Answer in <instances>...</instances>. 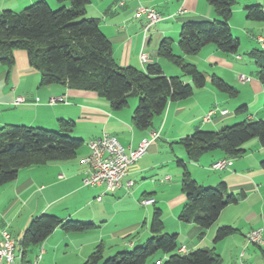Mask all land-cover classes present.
I'll use <instances>...</instances> for the list:
<instances>
[{"label": "crops", "instance_id": "crops-1", "mask_svg": "<svg viewBox=\"0 0 264 264\" xmlns=\"http://www.w3.org/2000/svg\"><path fill=\"white\" fill-rule=\"evenodd\" d=\"M37 1L47 2L51 9L60 6L56 0H0V14L19 13ZM118 2L89 0L86 7L87 18L99 21L117 65L144 71L148 64L157 63L165 76L181 77L178 67L157 54L158 45L170 40L173 53L204 74L205 85L194 89L189 98L169 103L163 115L154 119L152 128L136 130L131 121L136 98H129L125 108L114 111L96 93L66 85L40 86V75L29 66L26 54L14 51L15 62L10 69L0 63V128L18 125L57 130L59 120L73 121L71 137L81 140L83 145L75 158L21 169L13 182L0 187V233L6 231L17 242L30 220L42 214L92 224L95 228L85 233L66 234L55 229L41 245L27 250L28 264H82L98 245H102L103 251L108 245L112 254L142 244L151 236L152 208H157L163 231L177 236L183 255L196 249H214L222 264H236L239 260L244 264H264V245L255 246L246 240L248 232L264 227V171L260 167L264 146L252 140L244 145L245 153L241 157L230 159L229 167L215 170L214 164L226 159L222 152L207 153L197 162H190L185 150L177 144L196 131H219L243 120L264 119V85L253 79L256 68L248 56L255 51L264 53V24L246 18L248 6H258L264 12V0H235L228 23L232 36L239 41L237 55L222 53L212 45L203 47L196 55L209 64L206 65L209 70H219L211 75L201 70L199 59L182 54L177 46L184 22L217 19L206 0H129L123 6H118ZM139 7L153 8L162 18L148 29L147 37H144L145 20L134 18ZM142 50L148 59L144 65L139 61ZM213 75L222 80L232 79V86L236 82L237 97L229 98L216 90L210 84ZM239 76L249 81L240 83ZM182 80L190 84L189 78ZM53 97H62L64 101L49 104ZM18 98L23 102L15 104ZM242 105L246 106V113L237 114L236 109ZM212 110L215 113L205 122L204 117ZM222 110L228 114L221 116ZM153 131L158 132V138L129 168L118 190L107 193L103 185H83L89 167L82 160L89 155V141L107 133L116 137L123 147L135 149ZM178 161L186 164L190 177L198 185L215 188L223 183L227 194L237 198L202 234L194 224L178 220L186 201L181 192L182 171ZM98 197H101L99 201ZM143 200L153 203L142 205ZM128 211L129 219L113 223L119 213ZM223 226L237 232L215 244V233ZM262 235L264 238V228ZM20 256L21 250L17 248V264H21Z\"/></svg>", "mask_w": 264, "mask_h": 264}, {"label": "trees", "instance_id": "trees-1", "mask_svg": "<svg viewBox=\"0 0 264 264\" xmlns=\"http://www.w3.org/2000/svg\"><path fill=\"white\" fill-rule=\"evenodd\" d=\"M206 1L217 19L184 22L179 30V51L194 56L203 47L212 45L222 53L237 55L239 41L232 36L228 23L235 0ZM56 2L60 5L56 10L45 1H37L19 13L4 11L0 14L1 64L10 69L15 62L14 51H23L29 66L40 75V86L66 85L70 89L96 93L114 111L125 108L129 98H136L138 102L131 119L136 130L152 128L154 119L163 115L169 103L187 99L194 89L205 85L204 74L175 55L170 40L158 45L157 54L178 67L181 77L165 76L157 63L148 64L144 71L120 67L112 57L111 44L102 33L99 21L86 16L89 0ZM246 18L264 24V12L258 6H248ZM248 56L256 68L257 80L264 85V53L255 51ZM182 77H188L190 84L184 83ZM210 84L229 98L237 96L233 87L214 75L210 77ZM262 109L264 113V103ZM235 112L245 114L246 106H239ZM74 126L73 121L59 120L57 130L18 125L1 127L0 187L13 182L21 169L75 158L83 143L71 137ZM252 140L264 146V119L243 120L219 131H196L177 144L185 150L190 162H197L202 155L214 151L222 152L226 159L241 157L245 153L244 145ZM177 164L182 171L181 192L186 200L178 220L194 224L202 234L237 198L227 194L223 183L215 188L198 185L190 177L186 164L182 161ZM260 167L264 171V159ZM94 228L92 224L63 221L49 214L33 217L17 241L20 262L28 264L27 250L41 245L55 229L69 234ZM163 230L161 212L153 208L149 223L151 236L144 243L106 259H103L102 245H98L83 264H147L157 252L168 255L167 260H155L159 264H222L214 249H196L183 255L179 252L177 236ZM236 232L229 226L220 227L213 242L216 244Z\"/></svg>", "mask_w": 264, "mask_h": 264}, {"label": "built area", "instance_id": "built-area-1", "mask_svg": "<svg viewBox=\"0 0 264 264\" xmlns=\"http://www.w3.org/2000/svg\"><path fill=\"white\" fill-rule=\"evenodd\" d=\"M129 0H119L118 6H123ZM135 19H144L146 25L144 27V37H147L148 29L158 23L162 18L161 15L153 8L139 7L134 13ZM263 44V41L260 40ZM264 47V45H263ZM144 50V49H143ZM139 53V61L141 64H147L148 59L144 51ZM239 58V57H238ZM249 79L245 76H239V81L244 83ZM62 97H53L49 100V104L63 102ZM23 99L18 98L15 104L22 103ZM215 111H209L204 117V121H209ZM221 116L228 114L227 110L219 112ZM159 134L156 131L150 132L148 138H144L135 149H127L123 147L116 137L104 133L98 139L89 141L87 146L89 155L82 160V163L89 167L88 177L83 180L84 186H100L103 185L105 192L113 193L122 186V180L126 176L129 168L141 159L147 152L150 144L158 138ZM231 165L230 159H224L214 164L213 169L223 170ZM128 187L130 184L127 185ZM101 197H98L99 201ZM152 200L141 201L142 205L152 204ZM264 228V227H263ZM263 228L251 230L246 235V240L249 244L255 246H263ZM179 252H183L180 249ZM17 242L7 233H0V263L17 264ZM242 256V253L240 257ZM41 255L38 257L40 259ZM159 264V262H156ZM236 264H244L239 260Z\"/></svg>", "mask_w": 264, "mask_h": 264}, {"label": "rangeland", "instance_id": "rangeland-1", "mask_svg": "<svg viewBox=\"0 0 264 264\" xmlns=\"http://www.w3.org/2000/svg\"><path fill=\"white\" fill-rule=\"evenodd\" d=\"M59 8V7H58ZM58 8H56V9H58ZM56 9H53V10H56ZM193 57H196V60L197 59H199L198 60V63L201 65H199L200 66V68H201V70H203V71H206V72H209V74L211 75V74H213L214 72H218L219 70L217 69V70H215V71H213V70H209L208 69V67H206V65H209L208 63H205L204 62V60H202V58L201 57H197L196 55H194ZM203 62V63H202ZM204 64V65H203ZM219 68V67H218ZM209 70V71H208ZM221 72V71H220ZM186 78H188V77H186ZM221 79V78H220ZM239 79V78H238ZM253 79H257L255 76L253 77ZM223 81H225L226 82V84H228L229 86H231V87H233L236 91H237V89L235 88V86H236V82H233V86L232 85H230L231 83H232V79H231V81L229 80V79H223ZM241 83V82H240ZM238 92V91H237ZM237 95H238V93H237ZM241 96H244V95H241ZM237 97V96H236ZM235 97V98H236ZM242 98V97H241ZM132 99V98H131ZM264 103V102H263ZM153 209V208H152ZM153 211V210H152ZM130 215H131V213L128 211V212H124V213H119L116 217H115V219H114V221H113V223H119L120 224V221H124V220H127V219H129L130 218ZM147 239H145L144 241H143V243L146 241ZM138 246V245H137ZM112 249V248H111ZM110 251V249H109V247H108V245H106V247H105V251H104V253H103V259H106V258H108V257H110V256H112V255H114L116 252H114V253H112V254H110L111 252H109ZM30 258H31V256H30ZM168 259V255H164L162 252H157L148 262H147V264H149V263H151V261L152 260H154V262H155V260H161V261H164V260H167ZM33 259H31V261H32ZM40 261V260H39ZM226 262V261H225ZM35 264V263H34ZM83 264V263H82Z\"/></svg>", "mask_w": 264, "mask_h": 264}, {"label": "bare ground", "instance_id": "bare-ground-1", "mask_svg": "<svg viewBox=\"0 0 264 264\" xmlns=\"http://www.w3.org/2000/svg\"><path fill=\"white\" fill-rule=\"evenodd\" d=\"M89 145V143L87 144V146ZM16 259H17V256H16Z\"/></svg>", "mask_w": 264, "mask_h": 264}]
</instances>
